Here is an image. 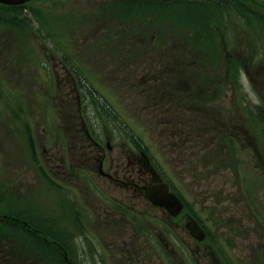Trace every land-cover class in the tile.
Returning a JSON list of instances; mask_svg holds the SVG:
<instances>
[{
	"label": "rangeland",
	"instance_id": "rangeland-1",
	"mask_svg": "<svg viewBox=\"0 0 264 264\" xmlns=\"http://www.w3.org/2000/svg\"><path fill=\"white\" fill-rule=\"evenodd\" d=\"M98 1L0 3V264H264V0L200 31ZM151 179L206 245L134 192ZM59 238L75 255L46 252Z\"/></svg>",
	"mask_w": 264,
	"mask_h": 264
},
{
	"label": "trees",
	"instance_id": "trees-1",
	"mask_svg": "<svg viewBox=\"0 0 264 264\" xmlns=\"http://www.w3.org/2000/svg\"><path fill=\"white\" fill-rule=\"evenodd\" d=\"M202 1L203 0H194L193 1L194 3H190L189 0H178V1H174V2H171L169 0H129V1L122 2L120 4H121V6L122 5L126 6L128 11H133L134 9L138 10L141 8H143V9H150V8L157 9L159 7L160 8L170 7V8H174V9L178 8L181 10H185L184 12H189L190 9H192L193 10L192 13L194 14L195 19H191V24L194 26L195 31H196V29L200 31L201 26L198 25V22L200 21L199 19L203 18V17L204 18L207 17L205 15H202V10L207 11L206 14L214 17L215 14L220 11V9L223 7V5L229 6L232 4L231 2H233L235 0H205L206 3H204V5L202 4ZM111 2L114 4L117 3V2H113V1H111ZM104 3H106V1H104ZM147 3H150V4H147ZM18 7H22V6H18ZM147 11L150 12L149 10H147ZM151 13H154V12H151ZM182 13H183V11H182ZM195 24H196V27H195ZM38 236L41 238L42 235L38 234ZM51 236L53 237V235H51ZM40 238H36V240H39Z\"/></svg>",
	"mask_w": 264,
	"mask_h": 264
},
{
	"label": "water",
	"instance_id": "water-1",
	"mask_svg": "<svg viewBox=\"0 0 264 264\" xmlns=\"http://www.w3.org/2000/svg\"><path fill=\"white\" fill-rule=\"evenodd\" d=\"M29 0H0V3L6 5H18L23 4ZM146 198L154 205L164 207L169 214L175 216L181 210L180 201L172 194L168 192V187L165 184H155L142 188ZM186 229L189 230L190 235L198 241L204 238L203 231L197 226L195 221L189 220L186 225Z\"/></svg>",
	"mask_w": 264,
	"mask_h": 264
},
{
	"label": "bare ground",
	"instance_id": "bare-ground-1",
	"mask_svg": "<svg viewBox=\"0 0 264 264\" xmlns=\"http://www.w3.org/2000/svg\"><path fill=\"white\" fill-rule=\"evenodd\" d=\"M97 3H98V4H101V3L106 4V3H104V1H98V2H96V3H94V4H97ZM113 181L116 182V180H113ZM133 187H134V186H133ZM5 217L7 218V216H5ZM183 217H184V214L182 215V217H181L180 219H182ZM31 222H33V225H34V226H37V227L40 229V232H41L42 235L45 234V233H47L49 236H51V235H53V233H55L57 230H59L58 228L55 227V225H53L52 227H49L51 231L46 230L45 224L40 225V223H41V217H40V216L38 217V219L31 218ZM69 228H70V227H69ZM192 239H193V241L196 243L197 246H203V244H201V243H200L197 239H195L194 237H192ZM28 241H29L30 243L34 242L33 240L30 239V237L27 238V242H28ZM67 241H68V239H62V238H59V239H55V240L49 242L48 244L52 245L54 250L52 249V251H51L52 253L49 252V251H46V252H47L50 256H55V257L57 256V260H61V259H60V257L56 254L55 247L57 248L59 254L62 253V254L75 255V254H73V253H69V252H67V250H66V248H65V245H66ZM63 244H64V245H63ZM71 244H75V242H73V243H71ZM44 249H45V248H44ZM48 260H49V261H53L54 259L49 258ZM60 264H61V263H60Z\"/></svg>",
	"mask_w": 264,
	"mask_h": 264
}]
</instances>
